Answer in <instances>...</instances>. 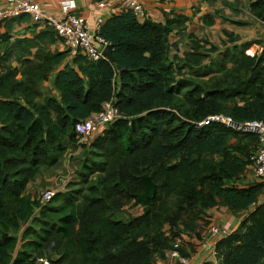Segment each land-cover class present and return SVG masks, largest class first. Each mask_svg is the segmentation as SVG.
<instances>
[{
  "label": "trees",
  "instance_id": "1",
  "mask_svg": "<svg viewBox=\"0 0 264 264\" xmlns=\"http://www.w3.org/2000/svg\"><path fill=\"white\" fill-rule=\"evenodd\" d=\"M249 10L264 21V0H251ZM186 21L181 15L153 21L147 10L139 18L123 6L99 31L113 44L115 62L49 50L45 43L61 39L45 24L21 40L36 50L27 49L13 68L11 36L0 33V264H43L42 257L58 264H155L219 205L246 214L217 242L219 263L256 264L264 256V182H241L258 136L217 122L198 126L217 113L264 122V51L248 53L253 42L238 44L236 35L221 50L192 34L182 56L171 54L170 35ZM46 81L55 94L40 100ZM111 98L123 117L94 139H81L76 123ZM81 140L85 188L69 185L45 205L39 194L26 193ZM129 203L143 211L125 220Z\"/></svg>",
  "mask_w": 264,
  "mask_h": 264
},
{
  "label": "crops",
  "instance_id": "2",
  "mask_svg": "<svg viewBox=\"0 0 264 264\" xmlns=\"http://www.w3.org/2000/svg\"><path fill=\"white\" fill-rule=\"evenodd\" d=\"M41 3L44 10L55 18H62L60 12V0H37ZM102 0H75L77 12L89 18L91 26L96 25L98 17L106 20L111 12L119 11L123 7L122 0H115L111 7L105 6L99 8V3ZM147 10V16L153 21L164 22L167 17L184 16L187 18L185 29H176L170 35L172 44L171 54L182 56L185 51L190 48L192 34L199 40H208L210 43L217 45V42L222 39L224 42L228 36H238L240 40L238 44L252 41L253 44L247 48V52L261 54L264 51V24L262 21L255 18L249 10L251 0H140ZM230 1V2H229ZM5 3L0 0V7ZM44 25L34 23L30 19H9L0 23V33H8L10 37L9 44L13 45L11 58L15 61L11 63V67H19V58L27 55L25 51L29 48V44L21 41L24 38L33 37L34 34L43 28ZM174 37V41L172 38ZM20 41V42H19ZM61 46L58 51L68 50L67 46L62 43V40L57 41ZM61 42V44H60ZM186 43V44H184ZM227 45V44H226ZM224 42V48L226 47ZM210 47V46H208ZM220 48V47H219ZM223 48V49H224ZM36 48L32 47L31 52L34 53ZM70 50V49H69ZM222 50V49H221ZM254 50V51H253ZM10 58V59H11ZM49 83L50 81H46ZM102 132L95 133L91 138L94 139ZM71 147L69 148V150ZM69 150L65 155L63 164L69 161ZM79 152V151H76ZM41 174L28 185L26 193L36 194L37 190L34 185L39 181ZM141 207V206H140ZM142 208V207H141ZM143 211V209H142ZM243 215H235L223 205L216 206L206 211L205 219L199 223L197 233L183 234L180 240L182 248L189 254V264H202L204 261H211L214 264H220L216 255L203 251L200 247V242L207 237L210 232V227L213 224L224 225L235 230ZM155 264H176L170 258H156Z\"/></svg>",
  "mask_w": 264,
  "mask_h": 264
},
{
  "label": "built area",
  "instance_id": "3",
  "mask_svg": "<svg viewBox=\"0 0 264 264\" xmlns=\"http://www.w3.org/2000/svg\"><path fill=\"white\" fill-rule=\"evenodd\" d=\"M5 3L0 7V23L9 19L18 18L23 14H29L31 20L37 24H49L56 31L62 42L71 52L81 50L91 60L107 59L103 53L107 42L99 35L102 24L105 20L98 17L96 25H90L89 18L77 12L75 0H60V12L62 18L58 19L48 14L41 3L37 0H4ZM115 0H102L99 8L111 7ZM122 5L131 9L139 18L146 14V8L140 0H122ZM110 16L113 14L108 11ZM264 24V21H262ZM251 53V52H248ZM123 117L119 108L115 105L114 99L105 101L98 112L76 123L75 129L81 139L91 138L95 133L103 131L117 118ZM217 122L236 131L241 135L255 134L259 139L257 150L251 155V162L246 166L242 174L243 184L251 182H264V122L258 119L245 120L238 122L230 115L217 113L208 116L205 120L198 123V126L209 125ZM57 194L55 189H47L40 194L42 205L49 203ZM234 230L224 225L213 224L210 227L209 235L200 242L203 251L216 255V244L228 237ZM181 242L176 239L172 242V248L167 251V258L176 264H189V257L181 253ZM43 264H58L47 257L39 258Z\"/></svg>",
  "mask_w": 264,
  "mask_h": 264
},
{
  "label": "rangeland",
  "instance_id": "4",
  "mask_svg": "<svg viewBox=\"0 0 264 264\" xmlns=\"http://www.w3.org/2000/svg\"><path fill=\"white\" fill-rule=\"evenodd\" d=\"M172 40L174 41V37L172 38ZM217 45H219L220 49L224 48V42L222 41V39H220L217 42ZM45 46L51 51H58V49L61 47L59 45V42L53 44L45 43ZM13 61H15L14 58L9 59L8 66H12L11 63ZM41 88L43 95L40 97V100H44L46 96L52 93L55 94V92H52L49 83L41 84ZM83 144H84V140H81L80 143H77V145L71 147L68 155L69 161L67 160L65 165L63 164V160H62L61 163L58 165H55L51 168L43 169L40 178H38L39 181L36 182L34 185H32L35 186L36 190L38 188L36 195L38 194L40 195L43 191L50 188L55 189L57 192L66 191V188L68 189L69 185H71L73 188H85V185L81 184L80 172H79L81 167V161L83 160L84 157ZM253 207H255V205ZM141 213H142V208L140 206H134L132 203H129L125 206L124 211L121 214V218L127 220ZM21 234L22 231L17 235L20 236Z\"/></svg>",
  "mask_w": 264,
  "mask_h": 264
},
{
  "label": "water",
  "instance_id": "5",
  "mask_svg": "<svg viewBox=\"0 0 264 264\" xmlns=\"http://www.w3.org/2000/svg\"><path fill=\"white\" fill-rule=\"evenodd\" d=\"M103 53L108 60H110L111 62H115V58L113 55V44L107 43L105 45ZM256 264H264V256L262 258H260Z\"/></svg>",
  "mask_w": 264,
  "mask_h": 264
}]
</instances>
